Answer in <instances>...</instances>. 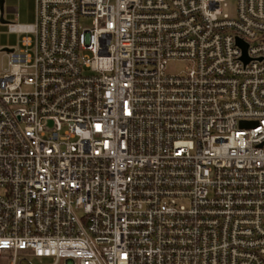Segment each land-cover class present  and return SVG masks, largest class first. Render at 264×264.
<instances>
[{
    "label": "built area",
    "instance_id": "2783aa9c",
    "mask_svg": "<svg viewBox=\"0 0 264 264\" xmlns=\"http://www.w3.org/2000/svg\"><path fill=\"white\" fill-rule=\"evenodd\" d=\"M6 23V264H264V0H35Z\"/></svg>",
    "mask_w": 264,
    "mask_h": 264
},
{
    "label": "rangeland",
    "instance_id": "374dc122",
    "mask_svg": "<svg viewBox=\"0 0 264 264\" xmlns=\"http://www.w3.org/2000/svg\"><path fill=\"white\" fill-rule=\"evenodd\" d=\"M4 18L7 22L30 24L35 21V0H5ZM82 25L91 24L90 19L82 20ZM21 35L9 31L8 24H0V50L4 48H19ZM8 67V57L0 53V69ZM175 70L180 71L184 68L183 63H176L172 66ZM35 264H41L36 259ZM0 264H6V258L0 256Z\"/></svg>",
    "mask_w": 264,
    "mask_h": 264
},
{
    "label": "water",
    "instance_id": "95a60500",
    "mask_svg": "<svg viewBox=\"0 0 264 264\" xmlns=\"http://www.w3.org/2000/svg\"><path fill=\"white\" fill-rule=\"evenodd\" d=\"M4 4H5V0H0V10H1V21L3 23H6L7 21L4 19L3 17V12H4ZM5 51H12L13 49L11 48H4Z\"/></svg>",
    "mask_w": 264,
    "mask_h": 264
}]
</instances>
